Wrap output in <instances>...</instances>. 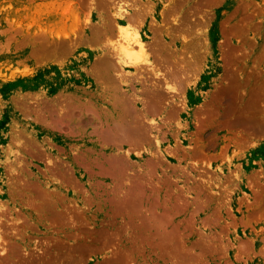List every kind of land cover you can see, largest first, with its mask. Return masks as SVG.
Returning a JSON list of instances; mask_svg holds the SVG:
<instances>
[{
	"label": "rangeland",
	"instance_id": "1",
	"mask_svg": "<svg viewBox=\"0 0 264 264\" xmlns=\"http://www.w3.org/2000/svg\"><path fill=\"white\" fill-rule=\"evenodd\" d=\"M120 5L139 13L130 31L115 25ZM100 16L112 26L103 43L84 33ZM123 33L144 36L153 64L109 85L92 50L113 54ZM70 35V49L54 46ZM175 71L172 88L160 75ZM121 96L153 125L131 149L105 132ZM83 101L84 121L70 112ZM118 153L134 168L162 158L148 186L171 207L191 261L128 221L115 192L125 178L109 164ZM0 192V264H264V0H0Z\"/></svg>",
	"mask_w": 264,
	"mask_h": 264
},
{
	"label": "bare ground",
	"instance_id": "2",
	"mask_svg": "<svg viewBox=\"0 0 264 264\" xmlns=\"http://www.w3.org/2000/svg\"><path fill=\"white\" fill-rule=\"evenodd\" d=\"M129 7V6H128ZM128 7H126V8H124V6H122V5H120V7H119V10H118V12L117 13H115L116 14V16H115V19H116V21L114 20V22H116V26L118 27V30L119 31H121V32H124V31H130V28H131V23L132 22H135L136 21V18H137V15L139 14H137V15H134V14H131L130 13V8H128ZM114 8V7H113ZM142 8V7H141ZM139 16V15H138ZM141 16V15H140ZM140 18V17H139ZM110 19V18H109ZM141 19V18H140ZM139 20V19H138ZM98 23L96 22V24H94V23H90V24H88V25H86V27H85V29H84V33H87V35L89 36V38H90V40H92V41H96V42H99V43H103V42H101L102 41V38L103 37H105V38H107V36L109 35V31L108 30H110L111 29V27L112 26H110V21L107 23L106 22V20L105 19H103L101 16L100 17H98ZM112 25V24H111ZM114 25V24H113ZM111 31V30H110ZM62 32H66V33H61V31L59 32H52V33H50L51 35H53V36H55V37H57V38H59V37H63V36H68L69 35V33L67 32V31H62ZM70 32H72V31H70ZM35 33V32H34ZM86 35V34H85ZM124 33L122 34V36H123V38H122V40L118 43L119 45H117L116 47L115 46H112L113 47V54H110V52H111V49H109L108 48V45L105 43L104 45H100V46H106L107 48H108V51L106 50V49H103V47L101 48H96V50H92V52H94V53H96V52H98V60H95V61H97L96 63H94L95 64V66H93L94 64H92V69L94 68L95 70H93V71H95L96 72V76H97V78L99 79V77L100 78H102L101 80H106L108 83L107 84H109V85H113L114 83H117V80L118 79H120V81L122 82V83H124L125 81H126V79H128L127 78V75L126 74H128L129 72H130V70H132V69H139L141 66L139 65V63H138V61H141V63H152L153 64V56H152V53H151V51H150V47H149V45L145 42V38H144V36L141 34V35H137V36H126V37H124ZM132 35V34H131ZM92 36V37H91ZM43 37H46L45 35H41V39L43 38ZM52 38V37H51ZM156 38V37H155ZM47 39V38H46ZM45 38L44 39H42L43 41V43H48V42H46L47 40H46ZM70 39L72 40V36L70 35V37H69V40H62V42L60 41H58V43H57V41H56V43L54 44V43H52V44H54V46H56V48L58 49V47L57 46H59L60 44L59 43H62V46L63 45H65V44H63V42L64 41H69L67 44H66V47L68 46V44L69 43H71L70 42ZM84 40V39H83ZM49 42H50V40H49ZM107 42H108V39H107ZM51 43V42H50ZM65 43V42H64ZM71 44H73V42L71 43ZM71 44H69L70 46H71ZM75 44V43H74ZM166 45V44H165ZM168 45V44H167ZM61 46V47H62ZM66 47H65V50H66ZM114 47H115V49H114ZM60 48V47H59ZM62 48H64V46L62 47ZM68 49H70L69 48V46L67 47ZM72 48V47H71ZM67 49V50H68ZM110 50V51H109ZM59 51V50H58ZM57 51V52H58ZM56 52V53H57ZM61 52V51H60ZM59 52V54L61 55V53ZM64 52H66V51H64ZM155 52V51H154ZM34 53H36V52H34ZM42 53V52H41ZM114 55H115V58H114ZM158 55V54H157ZM117 56V57H116ZM190 56V55H189ZM35 57H37V56H35ZM167 57V56H166ZM190 57H192V56H190ZM168 58V57H167ZM116 60H118L117 61V64L115 63V61ZM179 61V60H178ZM177 60L175 61V62H178ZM183 61V60H182ZM187 61V60H186ZM185 61V62H186ZM162 62V61H161ZM160 62V63H161ZM184 63V62H183ZM147 65V64H146ZM160 65H162V63L160 64ZM167 65V64H166ZM118 66L120 67V69H122V71H120V74L118 73L119 71L117 70L118 69ZM154 66V65H153ZM137 67V68H136ZM149 67V66H148ZM151 68H152V66H150ZM155 67V66H154ZM161 67V66H160ZM141 68H143V66L141 67ZM140 68V69H141ZM158 68V67H157ZM127 69H128V71H127ZM115 70H117V71H115ZM142 70V69H141ZM116 72V74H114L115 72ZM126 71V72H128V73H124V72ZM159 71V70H158ZM165 71V70H164ZM172 71V70H171ZM171 71H169V72H171ZM112 72H114L113 74H112ZM174 72V71H173ZM173 72L170 74L171 75V77L169 76V73H164V74H159L158 72V77H159V75L160 76H163L164 77V79L163 80H165V83H166V85L168 86H170V84H169V81H173V80H175L176 82H178L180 79H178V72L177 71H175V73L173 74ZM177 72V73H176ZM132 73V72H131ZM163 73V72H162ZM182 73V72H181ZM95 74V73H94ZM117 74L119 75V78L117 79L116 77H115V75L117 76ZM180 74V73H179ZM98 75H99V77H98ZM126 75V76H125ZM152 75V74H151ZM150 75V76H151ZM183 75V74H182ZM126 78V79H125ZM155 79L157 78V77H154ZM172 79V80H171ZM135 80V79H134ZM160 81V80H159ZM174 81V82H175ZM103 82V81H102ZM151 82V81H150ZM175 82V83H176ZM182 82V81H181ZM106 83V82H105ZM121 83V84H122ZM153 83V82H152ZM158 83V82H157ZM171 83V82H170ZM173 83V82H172ZM183 83V82H182ZM119 84H120V82H119ZM120 84V85H121ZM132 84V83H131ZM119 85V86H120ZM179 85V84H178ZM174 86V85H173ZM173 86L171 85L170 87H172L173 88ZM177 86V85H176ZM114 87V86H113ZM122 87V86H121ZM124 87V86H123ZM147 88V87H146ZM153 88H155V87H153ZM169 88V87H168ZM113 89V88H112ZM171 89V88H170ZM177 89V88H176ZM122 89H120V91H121ZM145 90V89H144ZM143 90V91H144ZM123 91V90H122ZM154 91V90H153ZM160 91H162V90H160ZM124 92V91H123ZM125 93V92H124ZM140 93H142V92H140ZM130 94V93H129ZM147 94V93H146ZM145 94V95H146ZM148 94H149V92H148ZM157 94H159V93H157ZM152 95V94H151ZM123 96H125V95H123ZM133 96V95H132ZM135 96V95H134ZM153 96V95H152ZM118 97V96H117ZM138 97V96H137ZM142 97V96H141ZM121 99H120V102L119 103H117L118 105H115V109H113V119L111 120V124L109 123V126H108V128H106V135H110L109 137L108 136H106L105 134L103 135V133H100V135L102 134V136H106L107 137V139L109 138V140L111 139V138H113L114 139V141H115V143L117 144V146H119V147H125V146H128V145H130L129 147H130V149H131V147L132 146H136V145H141V143H143V142H146L147 143V140L149 139L150 140V136H151V134H154V131H152L151 132V126H153V125H151V124H147L146 122L147 121H145V119H146V117H144V116H146L145 114H144V116H143V114L141 113V112H139L140 110H137V109H135V107H134V105H140L141 104V102H134V104H131L130 102H127L126 100H125V98L124 97H120ZM130 98V97H129ZM79 99H82V96H80L79 97ZM144 99V98H143ZM146 99H148L147 97H146ZM154 99V98H153ZM160 99V98H159ZM158 98H157V100H159ZM63 99H61V101H62ZM133 100V99H132ZM131 100V101H132ZM156 99L155 100H153L152 102H154L153 104H151V105H149L150 106V108H148V110L150 109V111H152L153 112V110L158 106L157 104L159 103L160 105H161V103L159 102V101H157ZM46 101V100H45ZM58 101V100H57ZM60 101V100H59ZM60 101V102H61ZM134 101V100H133ZM142 101V100H141ZM145 101V100H144ZM144 101H142V107H145V104H143L144 103ZM148 102V101H147ZM151 103V102H150ZM163 103V102H162ZM167 103V102H166ZM169 103V102H168ZM43 104V103H42ZM45 104V103H44ZM52 104V103H51ZM59 105V104H58ZM159 105V106H160ZM165 105V104H164ZM43 106V108H44V105H42ZM147 106V105H146ZM54 107H55V105H54ZM58 107H60V108H62L61 107V105L60 106H58ZM173 107V109H174V106H172ZM40 108V107H39ZM38 108V109H39ZM45 108H48L47 107V105L45 104ZM44 108V109H45ZM68 108H70V106L68 107ZM144 109H147L146 107L144 108ZM46 110V109H45ZM55 110V109H54ZM60 110V109H59ZM71 111V113H72V115L74 116V115H76V114H78V116H79V120H83L84 121V118H87L88 116H89V112H92L90 109H89V106L86 104V102H81L79 105H75V107H72V109H70ZM136 110H137V112H136ZM148 110H146V112L148 111ZM39 111V110H38ZM150 111H149V113H150ZM170 111H172V109H170ZM169 111V112H170ZM37 112V111H36ZM40 112V111H39ZM43 112V111H42ZM66 112V111H65ZM69 112V113H70ZM144 113H145V111H143ZM35 113V112H34ZM38 113V112H37ZM36 113V114H37ZM41 113V112H40ZM68 113V114H69ZM157 113V112H156ZM156 113H154V114H156ZM39 114V113H38ZM42 114H44V113H42ZM168 114V113H167ZM153 116V115H152ZM170 117H171V115H170ZM53 118V117H52ZM54 118H55V116H54ZM53 118V119H54ZM62 118L64 119V115H62ZM77 118V117H76ZM91 118V117H90ZM57 119H58V117H57ZM56 119V120H57ZM62 119V120H63ZM93 119V118H92ZM169 119V118H168ZM61 120V121H62ZM67 120V119H66ZM66 120H65V122H66ZM91 120V119H90ZM147 120V119H146ZM148 120H149V118H148ZM51 121H53L52 119H51ZM58 122H60L59 120H57ZM86 121V120H85ZM89 121V120H88ZM58 122H56L55 123V121H54V123H55V125L58 123ZM53 123V124H54ZM67 123V122H66ZM48 124V123H47ZM50 124V123H49ZM48 124V125H49ZM60 124H63L62 122L61 123H58V125L60 126ZM156 124V123H155ZM57 125V126H58ZM62 126V125H61ZM65 126V125H64ZM55 127V126H54ZM53 126H52V128H54ZM159 128V127H158ZM100 129V128H99ZM154 129H155V127H154ZM102 132V131H101ZM157 136V135H156ZM155 136V137H156ZM103 137V138H104ZM154 137V138H155ZM102 139V138H101ZM106 139V138H105ZM105 139H102V140H105ZM108 140V141H109ZM148 140V141H149ZM112 141V140H111ZM162 141V140H161ZM113 142V141H112ZM111 142V144H113ZM110 143V142H109ZM136 144V145H135ZM132 145V146H131ZM143 145V144H142ZM160 146H161V144H160ZM129 147H127V148H129ZM138 147V146H137ZM116 148V147H115ZM133 148V147H132ZM136 148V147H135ZM144 148V147H143ZM157 148V147H156ZM142 149V148H141ZM145 149V148H144ZM88 150H90L89 148H88ZM115 150V149H114ZM128 150V149H127ZM126 150V152H127V157L130 155V157H132V155L133 154H131V153H129V151H127ZM134 150V149H133ZM149 150V149H148ZM93 151V150H92ZM131 151V150H130ZM139 151V150H138ZM154 151V150H153ZM159 151H163L162 150V147H159ZM168 152V151H167ZM136 153V152H135ZM140 153V152H139ZM153 153V152H152ZM157 154V153H156ZM140 155V156H139ZM74 156V155H73ZM126 156H124L123 154H121V153H118V154H115V157H112V158H114L113 160H109V164H111V168H114V167H116V169L117 170H113V172L115 171V173L116 174H118L122 179H123V177L125 178V179H123L124 180V183L122 184V185H120L119 183L117 184V187L115 188V192H116V194H117V198H119L124 204H123V207L125 206V210H127V212H128V217H130L129 219H128V221L130 220V219H132V221L133 220H135V221H138V220H140L141 221V229H140V227H139V225H138V227H137V225L136 226H132V227H136V228H139L140 230H141V232L143 233V234H145V235H154L160 242H162V246L164 247V248H166V250H170V252L172 253V254H175L177 257H180V259H183L184 261H187V260H190L191 261V259L192 258H190L191 257V255H192V253H191V255L189 254V252H188V258H187V254H186V250H184V248H183V250L181 249V245L179 246V248H178V242H179V235L178 234H181L182 232H181V230H180V233H179V230H177L178 228H177V225H176V222H175V218H174V215H172L173 213L172 212H170L169 210H171L169 207H168V203H167V201L165 200V201H163V199L162 200H157V201H154V200H152L153 199V197H154V192H152V189H151V191H150V188H152V187H150L149 188V186H148V181L149 180H147V178L149 177V175L150 176H152L151 174H150V172H151V169L153 168V167H157L158 166V164H159V162L158 161H161L162 160V158H160V156L159 155H157V156H154V158H152L151 160H147L146 161V166L143 168V167H137V168H134L135 166L131 163V162H129V160H128V158L126 157ZM134 156V155H133ZM143 154H135V157H136V159H140V160H142V159H144L143 158ZM162 157V156H161ZM97 157H95V159H96ZM130 159V158H129ZM154 159V160H153ZM108 160H106V162L108 163ZM78 161V160H77ZM103 161V160H102ZM131 161H133V160H131ZM135 161V160H134ZM66 162V161H65ZM137 162V161H136ZM135 162V163H136ZM161 163V162H160ZM197 164V163H196ZM138 165H141V164H138ZM108 167H109V169H110V166L108 165ZM107 167V168H108ZM141 168V169H140ZM164 168V167H163ZM162 168V169H163ZM156 169V168H155ZM111 170V169H110ZM110 170H108L109 171V173L111 172ZM128 170H131L133 173H129L128 172ZM163 171V170H162ZM172 171V170H171ZM66 172H68V171H66ZM101 172V171H100ZM104 173V172H103ZM155 173V172H154ZM73 174V173H72ZM105 174H108L107 172H105ZM111 174H112V172H111ZM115 174V177L117 178V175ZM156 174V173H155ZM113 175V174H112ZM69 176V175H68ZM105 176V175H104ZM118 176V177H119ZM156 176V175H155ZM112 177V176H111ZM114 177V176H113ZM158 177V176H157ZM121 178H119V180L121 179ZM150 178V177H149ZM152 178V177H151ZM161 178V177H160ZM121 179V180H122ZM153 180V179H152ZM150 181L151 183L154 181ZM98 182V181H97ZM157 183V182H156ZM33 186V185H32ZM34 186H35V184H34ZM33 186V187H34ZM153 186H155L154 185V182H153ZM115 187V186H114ZM36 188V187H35ZM37 189H38V186H37ZM31 190V189H30ZM111 191V190H110ZM36 192H40V191H36ZM42 192V191H41ZM41 194V193H40ZM159 194V191L157 192V194L155 195L156 197H157V195ZM0 196H2V193L0 192ZM159 196V195H158ZM168 197H169V194L167 195ZM167 196H166V199L168 200V198H167ZM173 196H175V195H173ZM187 196V195H186ZM170 197H171V194H170ZM170 197H169V199H170ZM182 197V196H181ZM185 197V196H184ZM114 197H111V200L113 199ZM163 198H165V197H163ZM172 198H174V197H172ZM179 198V197H178ZM178 198H176V199H178ZM47 199H50V198H47ZM47 199H46V201H47ZM175 199V198H174ZM175 199V200H176ZM180 199V198H179ZM174 200V201H175ZM121 201H119V202H121ZM50 202H52V200L50 201ZM114 202V201H113ZM40 204H41V202H39ZM44 203V202H43ZM49 203V202H48ZM61 203V202H60ZM115 203V202H114ZM117 204H118V202H116ZM115 203V204H116ZM57 204V203H56ZM62 204V203H61ZM172 204V203H171ZM170 204V205H171ZM45 205V204H44ZM122 205V204H121ZM118 206H119V204H118ZM48 207V206H47ZM0 208H1V206H0ZM119 207H117V209H118ZM120 208H122L121 206H120ZM192 209V208H191ZM115 210V209H114ZM119 210V209H118ZM122 210V209H121ZM120 210V211H121ZM6 211V210H5ZM175 211V210H174ZM1 212H2V210H1ZM176 213V214H175ZM174 214L175 215H177V212H175ZM1 214V213H0ZM5 215V214H4ZM184 217V216H183ZM179 219V218H178ZM123 220V219H122ZM1 221V220H0ZM131 221V220H130ZM129 221V222H130ZM131 221V222H132ZM177 221V220H176ZM3 222V221H2ZM180 222H181V220H180ZM180 222H179V224L178 225H180ZM188 222V221H187ZM186 222V223H187ZM128 222L126 221V224H127ZM135 223V222H134ZM12 224V223H11ZM14 224V223H13ZM125 224V223H124ZM1 225H2V223H1ZM7 225V224H6ZM132 225V224H131ZM12 226V225H11ZM185 226V225H184ZM13 227V226H12ZM179 227V226H178ZM4 228V227H3ZM135 228V229H136ZM184 228V227H183ZM1 229L2 228H0V238H2L1 237ZM5 230H6V228H5ZM8 230V229H7ZM139 231V230H138ZM5 232V231H4ZM6 233V232H5ZM136 234H137V232H136ZM183 234V233H182ZM181 234V235H182ZM138 235V234H137ZM142 235V234H141ZM153 236V237H154ZM136 237V236H135ZM134 237V238H135ZM139 237H140V235H139ZM150 237H152V236H150ZM142 239H140V240H144V238H146L147 239V237H141ZM206 238V237H205ZM0 240H2V239H0ZM5 240V239H4ZM3 240V241H4ZM153 240V239H152ZM158 240H157V242H155V244H156V246L158 245ZM205 240V239H204ZM147 241H148V239H147ZM184 241V240H183ZM5 242H6V240H5ZM9 242V241H8ZM141 242V241H140ZM182 242V241H181ZM185 242V241H184ZM13 242H11V244H12ZM134 243H135V241H134ZM142 243V242H141ZM144 243V242H143ZM145 243H146V241H145ZM150 243V239H149V241H148V244ZM183 243V242H182ZM9 244V243H8ZM147 244V243H146ZM151 244V243H150ZM149 244V245H150ZM155 244H151L152 246L154 245V247H155ZM184 245H185V243H183ZM134 245V244H133ZM143 245V244H142ZM137 246V245H136ZM134 247V246H133ZM186 247H190V246H186ZM5 248V247H4ZM21 248V247H20ZM136 248V247H135ZM145 248V247H144ZM10 249V248H9ZM160 249H161V247H160ZM206 249V248H205ZM208 249V248H207ZM13 250H15V252H17V250H16V248H12V250L11 251H13ZM142 250H144V249H142ZM141 250V251H142ZM155 250V249H154ZM20 251V250H19ZM165 250L163 249L162 251H160V253L161 252H164ZM192 251H193V249H192ZM207 250H205V252H206ZM154 252V251H153ZM142 253V252H141ZM155 253V252H154ZM175 255H173L174 257H175ZM203 255V254H202ZM157 256V255H156ZM159 256V255H158ZM172 256V255H171ZM190 256V257H189ZM193 256V255H192ZM9 257V256H8ZM195 257H197V256H195ZM194 257V258H195ZM197 260V259H196ZM180 261V260H179ZM183 261V262H184ZM189 262V261H188ZM185 263V262H184ZM195 263V262H194Z\"/></svg>",
	"mask_w": 264,
	"mask_h": 264
}]
</instances>
